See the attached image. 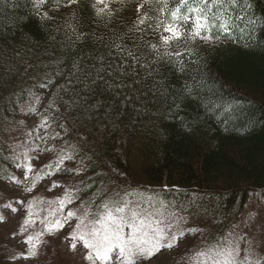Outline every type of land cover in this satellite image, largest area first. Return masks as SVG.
<instances>
[{"label":"trees","instance_id":"16d2710c","mask_svg":"<svg viewBox=\"0 0 264 264\" xmlns=\"http://www.w3.org/2000/svg\"><path fill=\"white\" fill-rule=\"evenodd\" d=\"M92 3L82 0L57 11H50L57 6L49 3L42 11L52 19L41 21L31 0H0V176L11 173L5 157L12 153L5 145L20 139V121L41 119L39 113L52 100L61 109L50 114L52 128L78 149L74 160H83L81 181L92 176L98 186L80 192L83 203H99L126 185L141 186L170 206L194 212L205 224L226 227L255 192H264V0H244L235 9L233 16L246 19L235 21L240 27L234 40L190 44L195 62L186 60L183 71L157 62L150 77L138 70L133 78L140 84L131 88L112 91L100 84L81 91L73 79L67 91H58L72 78L74 63L85 58L91 68L87 57L105 54V46L139 47L148 63L153 53L145 45L159 44L157 34L144 32L146 25L136 29L133 3L111 7L110 21L97 18ZM68 25L84 38L68 41L73 35L65 31ZM48 78L54 83L39 88ZM33 93L41 104L36 115L25 116ZM73 94L79 104L66 111L61 98ZM53 143L56 159L63 141ZM64 167L71 169L67 163Z\"/></svg>","mask_w":264,"mask_h":264},{"label":"snow or ice","instance_id":"6c2138e0","mask_svg":"<svg viewBox=\"0 0 264 264\" xmlns=\"http://www.w3.org/2000/svg\"><path fill=\"white\" fill-rule=\"evenodd\" d=\"M82 0H31L37 19L41 21L51 20L49 12L42 11L43 7L49 3L57 7L50 11H57L60 7L74 8L81 4ZM132 3L134 0H93L91 8L97 18H107L109 21L115 14L110 5L115 3ZM135 12L139 19L135 22L136 29L142 26L144 32L152 31L159 36V44L148 43L145 45L147 50L153 53V58L148 62H143L146 57L141 55L140 48L128 49L119 43L109 49L106 53H95L92 57H87L91 68H87L81 58L73 64V76L66 81L58 91H67V86L72 85L73 79L77 87L94 89L103 84L105 90L119 91L124 88H131L132 84L139 85L140 80L135 79L138 70L146 73L145 78L150 77L153 68L157 62H164L178 71H183L185 61H192L194 50L189 47L197 41L209 45L222 41L223 39L234 40V30L240 25L236 20L243 22L246 16H240L235 9L244 3V0H135ZM146 5L148 10H146ZM153 5L158 7L152 8ZM119 11V9H117ZM150 11L154 14L150 15ZM76 13H72V19H75ZM254 23V21H248ZM68 30L73 34L68 37V41L74 42L82 40V35L76 34V29L68 25ZM143 35V33H141ZM184 47L181 48L180 44ZM70 46V44H69ZM175 47L177 50H170ZM95 59L96 63H92ZM118 61V62H117ZM100 64H106L107 67H99ZM83 68V71L80 69ZM119 77V79H118ZM90 82L85 84V79ZM113 83H108V79ZM132 78V83L128 79ZM54 81L48 78L41 82L38 87L47 90ZM78 94H73L68 100L61 98V103L66 111H72L73 106H78ZM41 104V97L33 93L30 97V103L25 110V116L37 114V105ZM61 109L55 106L54 101L49 100L47 108L43 113H39L41 122L31 131L25 134V138L12 145H5L12 153L5 159L20 172L21 177L9 173L7 176H0L7 179L15 186H22L25 181L31 179V186L26 188L27 192H32L37 182L54 177L61 173H70L76 176L82 175L83 160H81L77 169H68L64 167L65 162L72 161L78 149L75 145H70L65 137L61 136L59 131H53L49 135H41V130L47 132L52 128L49 122L51 112L59 113ZM56 119V117H51ZM24 121L21 120L20 124ZM58 127L68 132V128L63 123ZM60 139L63 141L62 148L58 151L56 159L45 164L39 170L33 167V162L38 161L39 155H29V153L42 154L44 151H57L55 145L47 147V141ZM115 172V168L110 169ZM35 173V175H33ZM97 176L101 175L96 173ZM64 187L57 181H53L48 191L55 188ZM98 187L94 184V177L89 176L88 181H81L79 184L71 187H65L61 197L55 200L44 201L38 197L28 201L25 205L23 199L9 201L2 205L12 213H17L19 209L13 207V204L25 208L26 216L17 232L13 237L19 235L25 236L29 228H35L37 223L42 227L35 234H29L23 239L27 246V254L21 253L16 259H34L39 254V250L47 243L45 236H55L70 226L72 220L76 224L65 237V241L71 240L70 250L77 251L78 246L84 249L83 260L86 264H142V261H150L163 250H171L179 247V243L189 234L202 231L199 228H184L181 225L187 223L184 216L175 211H167L168 204L158 199V193L140 192L135 190L117 191L107 199H101L99 203L96 200L85 202L79 209H69L65 214L64 209L79 199V194L85 189ZM167 190V189H166ZM36 203H46L48 205H59L57 211L50 212L39 222L34 219L32 211ZM95 206L94 208L92 206ZM79 213V214H78ZM0 222H4V217L0 215ZM247 236L244 234H228L219 239L216 244L202 248L194 254L197 264H264V257L259 256L254 251L252 243L249 241L244 245Z\"/></svg>","mask_w":264,"mask_h":264},{"label":"rangeland","instance_id":"374dc122","mask_svg":"<svg viewBox=\"0 0 264 264\" xmlns=\"http://www.w3.org/2000/svg\"><path fill=\"white\" fill-rule=\"evenodd\" d=\"M142 2V0H141ZM136 6L135 0L132 2ZM120 3L110 5V7L119 6ZM147 7V5H146ZM26 119V118H25ZM24 121V120H23ZM41 119H37L34 116L25 124H20V139H14L10 143L15 144L21 142L25 138V134L28 131L34 129ZM22 125L26 126L22 129ZM19 128V127H18ZM55 131L53 128H49L47 132L41 130V135H49ZM54 145L53 140L47 141V147ZM56 151H44L42 154L29 153V155H39L38 161L33 162V167L39 170L45 164L54 160L52 156ZM71 169H77L78 162L74 159L66 162ZM65 163V164H66ZM64 164V165H65ZM84 169V166H82ZM11 174L21 177L20 172L16 171L11 165ZM35 175V173H33ZM82 175L76 176L68 173V176L57 174L54 177H49L42 181L37 182L35 189L32 192H27L26 188L31 186V179L25 181L22 186H15L10 180L0 179V215L4 217V222H0V264H86L83 260L84 249L78 246L77 251L70 250L71 240L65 241V237L72 230V226L76 224V220L70 222V226L66 227L63 232L56 234L55 236H45L47 241L45 245L39 250V254L34 259H16L21 253L27 254V246L22 242L29 234H35L42 225L37 223L35 228H29L24 237L16 235L13 237V233L17 232L20 224L26 216L25 208L16 204L13 207H17L19 211L12 213L9 209L2 207L3 204L16 199H23L25 205L28 201L33 200L34 197H38L44 201L55 200L57 197H61L65 191V187H71L79 184L83 178ZM53 181H57L64 187L53 189L51 192L48 188L51 187ZM125 190H135L140 192H147L152 194L153 191L141 188V186L126 185ZM82 197L79 194V199L73 204L64 209L65 214L69 209H79L83 203ZM59 205H48L46 203H36L32 211L34 213V219L38 222L47 216L50 212L57 211ZM167 211H175L179 215L186 217L187 223L181 225V227L199 228L202 231L187 235L180 243L179 247L171 250H163L153 257L150 261H142V264H197L194 259V254L202 249L207 248L209 245H214L216 242L228 234H244L247 236V240L244 241V245L250 241L253 245L254 251L264 257V192H255L245 208L238 213L237 217L229 223L226 227H218L214 223L205 224L207 220L197 219L196 214L192 211L182 210L168 205ZM79 214V213H78ZM220 228V229H218ZM223 228V229H222Z\"/></svg>","mask_w":264,"mask_h":264}]
</instances>
